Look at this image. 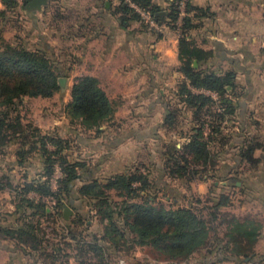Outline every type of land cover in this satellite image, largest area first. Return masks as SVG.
Listing matches in <instances>:
<instances>
[{
    "label": "rangeland",
    "instance_id": "rangeland-1",
    "mask_svg": "<svg viewBox=\"0 0 264 264\" xmlns=\"http://www.w3.org/2000/svg\"><path fill=\"white\" fill-rule=\"evenodd\" d=\"M95 1L49 0L50 8L42 7L45 9L37 17V15L25 13L18 6L23 3V0H16L17 6L4 11L0 16V37L5 42L26 49H43L50 56L56 70L60 72V78L65 79L60 91L51 97L22 96L20 100L15 101L14 105L0 108L2 114L6 113L9 122H18L15 129L21 133L9 143L21 142L24 144L23 148H29L31 144H35L36 148H40L41 145L37 143L40 136H54L64 141V148L60 155L67 162L85 164L77 168L81 177L73 181L71 199L69 202L63 199L62 209L59 208L56 211L53 208L56 203L54 195L41 197L39 195V199L47 203L49 209H54L53 212H55L53 217L41 221L47 238V241L42 242V246L49 247L47 250L54 258L55 264H78V260L90 263L89 255L82 253L85 243L81 240L106 244L100 239L104 221L95 214L97 201L79 196L77 189L89 179H98L101 183H105L106 179L115 173L142 172L149 177L151 188H147L148 191L142 192L141 196L135 200L141 201L143 198L150 197V199L153 198L152 202L165 207L193 208L211 226L212 241L209 239L204 249L186 258H168L151 246L130 242L121 245L119 249L109 246L108 251L103 255L104 259L109 260L110 264H117L119 259H123L126 264H228L224 261L213 262L214 248L216 250L225 240L223 236L227 219L234 216L240 220L250 219L264 225L262 154L254 153L255 158L260 160L254 165L239 155V150L244 144L260 143L261 147L264 146V46L253 47L251 44L249 47L255 56L243 62L236 57L238 56L236 49H231V53L235 54L231 61V71L235 70V87L233 91L227 88L228 92L221 97L224 100L214 92L192 89L194 92L210 95L214 100L210 107L202 109L197 115L193 109L182 104L177 92L184 78L177 77L173 85L158 91L160 108L149 112L160 113L163 121L136 125L115 121L102 125L101 132H84L78 125L70 123L66 114V105L71 98V83L74 82L68 73L69 66L77 61L70 60L66 56L69 45L65 41L80 36L82 32L80 24L81 22L83 24L86 16L93 13L91 6ZM99 1L102 9L104 2H108V6L111 5L113 8L120 3V0ZM174 1L150 0V4L158 9V12L166 13ZM187 3L200 7L188 15L191 29L187 35L200 47L210 50V0H179L180 14L174 24L170 25L166 22L161 25L155 21L151 23L147 18L140 17V21H137L138 26L146 31L161 34L162 37L178 38L181 35L178 28L184 25L186 16L184 9ZM256 44L260 45L261 42ZM178 63L180 66V62ZM223 66H226V63L222 58H209L199 64V70L223 74L226 72ZM222 101L223 103L236 102V109L232 116L219 115V112H222ZM123 113L128 115L130 112L127 110ZM143 113L139 109L135 114ZM213 126L214 129L218 126V129L214 130ZM131 127L135 128L138 134H141V129L149 128L150 134L146 137L139 138L137 135L135 138H130L127 135ZM197 129L203 132L202 137L206 140H209L207 136L210 134L208 164L189 167L178 177L170 176L167 170L168 164L175 160L183 164V156L176 149L185 152L184 157L190 159V155H186L187 152L183 147L188 143L189 138L197 133ZM47 148L51 150L53 147L48 143ZM35 154L25 159L24 166H17L13 171L0 160V187L7 182L6 179L1 178L3 174L9 175V180L14 186L24 183L23 180L28 178L30 181L45 180V178L41 179L44 173L42 162ZM52 169L49 187L54 192L56 180L61 176V172L58 163H54ZM2 190L3 188H0V198L8 194ZM107 194L112 201L120 200L114 190L108 191ZM220 194L229 198L228 203L218 208L216 219L210 221L212 206ZM64 205L72 210L68 218L63 216ZM70 218L74 222L69 224L67 220ZM118 223L122 225L120 219ZM213 236H216V239H213ZM0 244L7 243L0 240ZM7 245L15 248L14 242ZM42 252L44 250L37 252L40 261L45 260ZM4 254L1 250L0 262L6 260L4 264H16L20 259L18 250L13 251L8 257ZM254 258L262 259V263L261 261L259 263L264 264V253L262 255L257 253ZM51 261V259L48 260V262Z\"/></svg>",
    "mask_w": 264,
    "mask_h": 264
},
{
    "label": "trees",
    "instance_id": "trees-1",
    "mask_svg": "<svg viewBox=\"0 0 264 264\" xmlns=\"http://www.w3.org/2000/svg\"><path fill=\"white\" fill-rule=\"evenodd\" d=\"M1 1L4 4V9L0 10V16L3 15L4 11L17 6L16 0ZM28 1L23 0V3L18 6L25 10ZM131 1L148 12L152 19L161 25L166 22H169L170 25L174 24L180 14L179 0L173 2L165 15H156L158 9L150 4V0ZM198 9L200 7L191 6L187 3L184 9L186 14L184 25L178 28L179 33H181L178 36L179 71L184 79L178 86L177 94L181 98L182 104L193 109L196 115L202 109L210 107L214 100L210 95L194 92L192 89L214 92L220 99L224 100L221 97L228 92L227 88L233 91L235 87L234 71L216 74L199 70V64L211 58L212 51L200 47L195 40L187 35L191 29L188 15ZM113 13L118 15L122 24L130 20L140 21L141 19L140 14L125 0H120L119 5L113 9ZM60 75L50 60V56L43 49H26L22 46H14L0 37V108L14 105L15 101L20 100L22 96L51 97L61 89ZM70 97V101L66 105V114L69 122L78 125L80 130L101 132V126L109 124L113 119L114 104L94 76L77 77L71 86ZM235 106L236 102L223 103L222 112H219V115L222 117L225 116L224 114L232 116L236 109ZM0 116L1 148L21 133L15 129L18 122H9L6 113L0 112ZM217 129L218 126L214 130ZM196 132L183 147L185 148L184 151L187 152L186 155H190V159L184 157L185 152L176 149L183 156V164L176 160L168 164L167 170L170 176L178 177L189 167L208 164L210 134L207 136L209 140H206L202 137L203 132L200 129H197ZM38 142L41 145L40 148H36L35 144H31L29 148H23L24 144L19 142L20 146L16 154L19 164H23L27 157L36 152L44 169L41 179L45 178V180L35 179L14 186L9 180V175L3 174L1 178L6 179L7 182L0 187L10 191L15 196L18 201V208L32 209V215L36 217V220L35 222H25L24 226L17 229H0V238L11 237L28 244L38 252L44 250L42 253H44L45 259H51V262H54V258L47 250L49 247L42 246V242L47 241V238L41 221L53 217L55 215L54 209L56 211L59 208L62 209L63 199L70 201L73 181L81 177L77 168L85 164L67 162L60 155L64 148V141L59 138L43 135L37 140ZM48 143L53 147L51 150L47 148ZM260 146V143L244 144L239 150V155L250 164L259 163L260 160L255 158L254 153ZM54 163H58L61 176L57 178L56 190L52 192L49 181L53 173L52 165ZM147 188H151V181L147 175L142 172L132 173L129 171L115 173L109 176L105 183H101L98 179H89L79 186L76 191L79 196L97 201L95 214L104 221L100 239L106 244H98L96 241L89 243L82 239L81 242L85 243L82 253L89 255L88 261L90 263L78 260V264H110L109 260L104 259L103 256L108 251V247L119 249L121 245L130 242L136 245L151 246L168 258L177 259L189 257L191 254L204 249L209 239L212 241L211 226L193 208L165 207L161 204H155L152 202L153 198L150 199V197L143 198L141 201L135 200L141 196L142 192L148 191ZM110 190L117 192L120 197L119 201L110 200L107 194ZM29 192H34L40 197L49 194L54 195L56 197L54 209L50 210L47 203L39 198H28ZM228 200L226 195H219L212 206L210 221L216 219L218 208L226 206ZM71 219L67 220V223H73L74 221ZM118 219L122 221V225L118 223ZM260 227L261 225L254 220H240L234 216L228 218L223 236L225 240L220 247L218 245L216 250L214 248L213 262L232 261L233 264H258V261H262V259L254 258L257 256L254 252V244ZM213 239H216V236H213ZM79 251L81 252V249Z\"/></svg>",
    "mask_w": 264,
    "mask_h": 264
},
{
    "label": "crops",
    "instance_id": "crops-1",
    "mask_svg": "<svg viewBox=\"0 0 264 264\" xmlns=\"http://www.w3.org/2000/svg\"><path fill=\"white\" fill-rule=\"evenodd\" d=\"M49 3L48 1L45 7L50 8ZM106 3L108 2L103 3L102 9L100 1L96 0L91 6L93 13L86 16L83 24L82 22L80 24L82 29L80 36L65 41L69 45L66 56L70 60L77 61L69 66L68 73L71 80L84 75L98 79L108 98L114 105L116 104L110 123L123 121L136 125L161 122L163 116L160 113L149 112L160 108L158 91L173 85L175 78L183 77L179 71L178 38L162 37L154 31H146L134 20L122 24L118 15L113 13L114 8ZM2 9L4 4L0 0V10ZM44 9L35 11L25 9L24 11L39 17ZM263 36L264 0H210L211 58H222L226 63V66H223L224 71L225 69L231 71V61L235 55L231 53V49H236L235 52L238 54L236 57L241 62L246 61L255 56L249 47L251 44L253 47L264 46ZM259 42L261 44L257 45L256 43ZM72 84L73 82L71 86ZM247 105L249 106V103ZM139 109L144 112L142 115L135 114ZM127 110L130 113L124 115L123 111ZM131 128L127 135L130 138H135L137 135L139 138L146 137L151 130L143 128L140 131L141 134H138L135 128ZM12 144L8 143L0 148V152H3L0 153V160L13 171L15 167H22L26 163L18 162L16 152L20 144L18 142ZM257 152L262 154L261 164L264 166V146L256 149V155ZM23 181L30 180L28 178ZM261 182L264 183V178ZM2 191L8 194L0 198V229H17L24 226L25 222H35L36 217H33L32 209L18 208L15 196L6 189ZM27 197L38 199L39 195L29 192ZM259 224L261 227L254 244V251L262 255L264 225L261 222ZM0 240L6 241L7 244L15 243V248H11L10 244H0V251H4V255L8 257L13 251L18 250L20 259L16 264H55V262H48L47 259L40 261L38 251L19 240L11 237H2ZM224 262L233 264L232 261ZM0 263L4 264L6 260Z\"/></svg>",
    "mask_w": 264,
    "mask_h": 264
},
{
    "label": "water",
    "instance_id": "water-1",
    "mask_svg": "<svg viewBox=\"0 0 264 264\" xmlns=\"http://www.w3.org/2000/svg\"><path fill=\"white\" fill-rule=\"evenodd\" d=\"M49 0H29L26 4V10L27 11H35V10H41L42 7L46 6ZM108 5V3H106ZM165 12H157L156 15H164ZM196 63H194L195 65ZM65 79L64 78H59V83L61 87L64 85ZM72 213V210L67 206L64 205L63 208V216L64 218H68L69 215Z\"/></svg>",
    "mask_w": 264,
    "mask_h": 264
},
{
    "label": "built area",
    "instance_id": "built-area-1",
    "mask_svg": "<svg viewBox=\"0 0 264 264\" xmlns=\"http://www.w3.org/2000/svg\"><path fill=\"white\" fill-rule=\"evenodd\" d=\"M132 8H134L140 15L142 18H147L148 21H150L151 23H154V20L152 19V16L146 12L145 10H142L141 8H139L134 2H132L131 0H125ZM147 21V22H148ZM117 264H126L125 261L123 259H119Z\"/></svg>",
    "mask_w": 264,
    "mask_h": 264
}]
</instances>
